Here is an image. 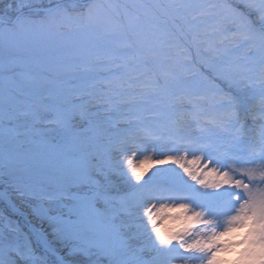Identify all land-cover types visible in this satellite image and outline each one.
I'll return each instance as SVG.
<instances>
[{
    "label": "snow or ice",
    "instance_id": "obj_1",
    "mask_svg": "<svg viewBox=\"0 0 264 264\" xmlns=\"http://www.w3.org/2000/svg\"><path fill=\"white\" fill-rule=\"evenodd\" d=\"M0 5V183L55 201L39 210L47 229L0 230V264H264V0ZM188 16L210 27L212 51L228 58L225 72L202 64L203 86L159 44L179 39ZM51 47L71 63L35 59ZM21 56L33 57L32 70ZM97 84L104 112L116 110L117 89L132 90L121 102L139 111L122 117L121 133L108 134L92 110ZM257 87L253 139L242 96ZM177 104L190 106L191 121L171 111ZM25 142L34 147L22 152ZM78 143L69 163L63 155ZM53 172L55 193L35 186ZM0 204L14 207L7 188Z\"/></svg>",
    "mask_w": 264,
    "mask_h": 264
},
{
    "label": "rangeland",
    "instance_id": "obj_2",
    "mask_svg": "<svg viewBox=\"0 0 264 264\" xmlns=\"http://www.w3.org/2000/svg\"><path fill=\"white\" fill-rule=\"evenodd\" d=\"M7 2L8 0H5V3ZM145 2L168 4L181 2V0H145ZM183 2L200 3L208 2V0H183ZM211 2L238 3L239 0H211ZM2 6L3 5H0V7ZM210 32V27L203 24L200 20H192L191 16H188L186 22L184 23L183 32L179 33V39L169 38L163 35H161L159 39L160 47L163 48L166 54L172 58V61H174L176 64L184 66L185 78L193 85L203 86L206 84V81L202 79V76H207V72L202 67V64L205 62L214 65L217 72H225L228 68V58L220 56L216 52L212 51L213 47H216L217 45L215 42V36L210 35ZM37 47H39V45H37ZM5 54L6 53L3 45L0 43V59H2ZM20 58L28 63V70H32L33 57L21 56ZM35 59L62 61V64L60 65L61 68H63V65L71 63V59L64 55L56 47L43 50L35 57ZM97 75L103 76L104 73L99 72ZM71 83L82 84L83 81L72 80ZM101 87L102 85L100 84H97L96 86L97 103L92 110L95 111L96 108H100L103 113L101 119H103L104 127L106 128L108 134L121 133L128 127V125L123 122L122 117L135 115L139 111L135 103L121 102L128 99V96L132 90L129 89L125 91L124 89H117L116 91L119 93V95L112 96V101L116 105V110L104 112L103 101L105 96L103 93L99 92ZM178 91L179 90L177 89V92ZM242 103L244 109L246 110V120L250 128V136L251 138L255 139L259 128L258 116L261 107L259 88L246 89L245 94L242 96ZM171 111L176 114H183V119L185 121L192 120L190 106L186 104H177L173 109H171ZM254 116L257 118L256 123L253 122ZM148 119L151 120L152 117L149 116ZM88 135L93 137V143L95 145L101 146V148L107 143L106 137L97 136L95 132H90ZM24 139V137L20 138L21 141H24ZM30 147L34 146L25 142L21 144L20 150L23 152L25 149ZM78 147L79 143L77 144L76 148L66 151L63 155V159L71 163L77 155ZM35 186L37 188H43L46 192L55 193L58 190L56 174L54 172L46 174L43 182H40V179L37 178ZM6 188L9 195L11 196L14 207H7L4 204H0V230L8 231L9 228H18L25 234H35L47 229V223L39 215V210L55 208V201H50L47 199L40 200L28 195H20L12 188H8L6 184L0 183V192H3ZM123 191L128 193L129 200L131 201L135 195V190L128 185H124ZM3 217H7L8 219L4 220ZM6 225L8 227H6ZM162 259L167 260V258ZM224 259L227 261L234 260L235 253L231 251L225 253ZM104 264H107V261H105ZM167 264H178V262L172 260L168 261Z\"/></svg>",
    "mask_w": 264,
    "mask_h": 264
}]
</instances>
